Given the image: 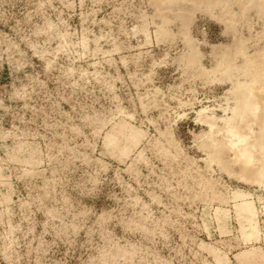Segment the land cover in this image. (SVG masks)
I'll use <instances>...</instances> for the list:
<instances>
[{"label":"rangeland","instance_id":"1","mask_svg":"<svg viewBox=\"0 0 264 264\" xmlns=\"http://www.w3.org/2000/svg\"><path fill=\"white\" fill-rule=\"evenodd\" d=\"M0 264H264V0H0Z\"/></svg>","mask_w":264,"mask_h":264}]
</instances>
